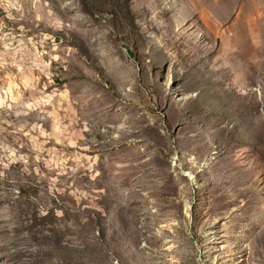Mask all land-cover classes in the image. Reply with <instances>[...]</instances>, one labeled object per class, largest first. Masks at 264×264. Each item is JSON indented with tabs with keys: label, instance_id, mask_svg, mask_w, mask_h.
Here are the masks:
<instances>
[{
	"label": "rangeland",
	"instance_id": "rangeland-1",
	"mask_svg": "<svg viewBox=\"0 0 264 264\" xmlns=\"http://www.w3.org/2000/svg\"><path fill=\"white\" fill-rule=\"evenodd\" d=\"M0 264H264V0H0Z\"/></svg>",
	"mask_w": 264,
	"mask_h": 264
}]
</instances>
